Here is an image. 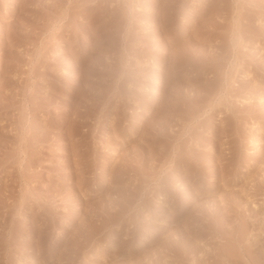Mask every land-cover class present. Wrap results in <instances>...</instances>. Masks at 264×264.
Masks as SVG:
<instances>
[{
  "label": "rangeland",
  "instance_id": "obj_1",
  "mask_svg": "<svg viewBox=\"0 0 264 264\" xmlns=\"http://www.w3.org/2000/svg\"><path fill=\"white\" fill-rule=\"evenodd\" d=\"M0 264H264V0H0Z\"/></svg>",
  "mask_w": 264,
  "mask_h": 264
}]
</instances>
